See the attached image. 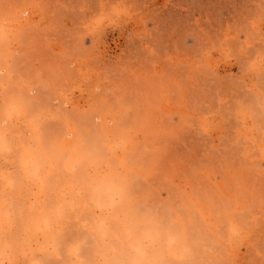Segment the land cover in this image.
Wrapping results in <instances>:
<instances>
[{
    "label": "rangeland",
    "instance_id": "obj_1",
    "mask_svg": "<svg viewBox=\"0 0 264 264\" xmlns=\"http://www.w3.org/2000/svg\"><path fill=\"white\" fill-rule=\"evenodd\" d=\"M113 4L120 27L91 25ZM0 22L70 122L126 133L138 194L194 223L203 264H264V0H0Z\"/></svg>",
    "mask_w": 264,
    "mask_h": 264
},
{
    "label": "clouds",
    "instance_id": "obj_2",
    "mask_svg": "<svg viewBox=\"0 0 264 264\" xmlns=\"http://www.w3.org/2000/svg\"><path fill=\"white\" fill-rule=\"evenodd\" d=\"M128 16L113 4L90 23L116 29ZM11 36L0 22V264H203L194 223L138 194L126 133L100 116L70 122L68 94L42 95L39 74L14 70Z\"/></svg>",
    "mask_w": 264,
    "mask_h": 264
},
{
    "label": "bare ground",
    "instance_id": "obj_3",
    "mask_svg": "<svg viewBox=\"0 0 264 264\" xmlns=\"http://www.w3.org/2000/svg\"><path fill=\"white\" fill-rule=\"evenodd\" d=\"M107 122V121H106ZM131 145V144H130ZM126 157H127V155H126Z\"/></svg>",
    "mask_w": 264,
    "mask_h": 264
}]
</instances>
